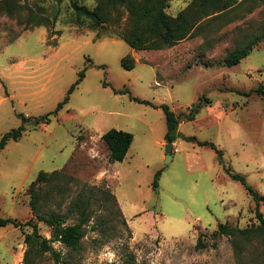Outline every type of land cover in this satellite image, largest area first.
I'll return each instance as SVG.
<instances>
[{
	"label": "rangeland",
	"instance_id": "obj_1",
	"mask_svg": "<svg viewBox=\"0 0 264 264\" xmlns=\"http://www.w3.org/2000/svg\"><path fill=\"white\" fill-rule=\"evenodd\" d=\"M78 1L93 8L104 0ZM236 1L224 17L201 20L192 37L161 49H134L114 34L125 26L122 8L121 15L111 12L121 17L106 28L78 19L68 0H18L22 8L13 13L0 0V138L20 125L17 113L53 111L84 71L48 123L26 124L0 149L1 218H32L42 236L52 237L29 204L28 187L41 170L62 174L37 184L43 212L67 213L84 199L79 248L54 240L59 260L43 252L30 264H264V239L216 233L219 223H258L252 196L225 168L264 195V99L242 93L264 84V39L238 64L222 61L264 26V0ZM189 2L168 0L167 12L176 15ZM57 7L52 24L27 22L28 8L49 14ZM124 56L133 68L122 66ZM131 96L166 103L180 115L200 101L195 118L181 116L178 130L213 142L221 159L210 146L179 137L165 162L162 109ZM112 127L133 134L122 161L108 159L101 138ZM258 210L264 215L262 202ZM79 218L73 211L66 223ZM30 231L0 225V264H26L24 235ZM198 236L206 247H195Z\"/></svg>",
	"mask_w": 264,
	"mask_h": 264
},
{
	"label": "trees",
	"instance_id": "obj_2",
	"mask_svg": "<svg viewBox=\"0 0 264 264\" xmlns=\"http://www.w3.org/2000/svg\"><path fill=\"white\" fill-rule=\"evenodd\" d=\"M69 7L74 15L80 20L88 21L93 27H106L108 23L117 22L121 17L122 8L126 12L125 26L122 30L114 32V34L125 41L131 48L134 49H161L163 47L172 46L179 41L192 37L196 33V28L201 20L210 17H224L230 11L232 6L237 3L236 0H190V2L182 8L176 15H171L167 12L168 0H104L99 2L95 7L90 8L78 0H68ZM7 11L13 13L19 11L22 6L18 0H3ZM60 9L57 7L49 14L41 13L32 8H28L27 22L32 24H52L57 19ZM112 11L120 13L117 18L112 16ZM122 11V14H123ZM52 16V19L49 16ZM264 39V26L257 32L250 34L239 46L229 52L222 59L227 66L238 64L251 49ZM121 64L127 69L134 67L133 61L125 56L121 59ZM84 71H79V77L68 88L67 94L63 100L59 101L53 111H49L39 116H26L23 113H17L20 118V125L5 133L0 138V149H2L8 140L18 139L25 131L26 124H31L33 127H38L43 123L50 121V115L56 113L68 100V94L72 92L75 85L83 78ZM127 91V89L123 90ZM251 91L264 99V84L260 83L256 88L248 92H242L245 95H251ZM132 99L140 103L150 104L154 107L162 109L166 122V132L164 139L166 142H173L179 137H183L195 141L198 145H208L215 150L221 159L222 151L216 145L207 140H198L195 135H183L178 130L181 116L184 120H192L199 112L200 101L192 104L188 111L184 114H176L168 104H154L146 99L131 96ZM101 138L108 150V159L112 162L122 161L129 149L133 140V134L117 128H109L102 133ZM225 173L233 180L240 182L246 191L252 196L255 202L254 214L258 221L256 225L245 228L230 226L227 223H219L216 233L232 234L235 237L251 239L260 237L264 239V215L258 210V204H264V195L257 193L253 187L246 182L243 174L231 172L225 168ZM160 171L155 175L153 188L156 189L157 179ZM61 171L53 170L51 172L39 171L36 178L28 187L30 196L29 204L38 221H42L52 228V237L46 238L38 231V224L32 218L21 222L11 218H1L0 225L11 223L16 227L29 226L31 231L25 233L24 242L28 249L25 252L24 260L26 264H30L37 254L48 252L55 260H59V251L53 249L51 242L54 240L61 241L65 246L71 249H78L81 239L84 236L83 224L87 220L86 207L83 206L84 199L80 198L73 202V205L68 209L67 213L50 212L45 213L40 209L41 192L37 184L41 182L58 179L61 176ZM112 196V195H111ZM113 197V196H112ZM78 210L80 218L73 223H66L68 213ZM206 243L197 238L196 248L206 247ZM33 263V262H32ZM104 264H115L107 262Z\"/></svg>",
	"mask_w": 264,
	"mask_h": 264
},
{
	"label": "water",
	"instance_id": "obj_3",
	"mask_svg": "<svg viewBox=\"0 0 264 264\" xmlns=\"http://www.w3.org/2000/svg\"><path fill=\"white\" fill-rule=\"evenodd\" d=\"M172 146V142H166L164 145L165 162H167L172 157Z\"/></svg>",
	"mask_w": 264,
	"mask_h": 264
},
{
	"label": "crops",
	"instance_id": "obj_4",
	"mask_svg": "<svg viewBox=\"0 0 264 264\" xmlns=\"http://www.w3.org/2000/svg\"><path fill=\"white\" fill-rule=\"evenodd\" d=\"M184 135V134H183Z\"/></svg>",
	"mask_w": 264,
	"mask_h": 264
}]
</instances>
